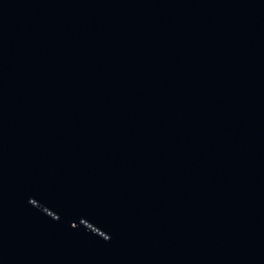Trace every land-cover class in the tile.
I'll list each match as a JSON object with an SVG mask.
<instances>
[{
  "label": "water",
  "instance_id": "95a60500",
  "mask_svg": "<svg viewBox=\"0 0 264 264\" xmlns=\"http://www.w3.org/2000/svg\"><path fill=\"white\" fill-rule=\"evenodd\" d=\"M0 264H264V0H0Z\"/></svg>",
  "mask_w": 264,
  "mask_h": 264
}]
</instances>
